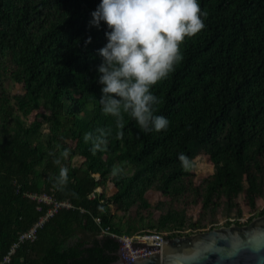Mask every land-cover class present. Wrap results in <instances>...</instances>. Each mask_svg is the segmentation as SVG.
<instances>
[{"label": "trees", "instance_id": "obj_1", "mask_svg": "<svg viewBox=\"0 0 264 264\" xmlns=\"http://www.w3.org/2000/svg\"><path fill=\"white\" fill-rule=\"evenodd\" d=\"M98 3L0 0V262L52 208L27 195L71 208H58L8 264H112L118 243L100 229L173 238L241 206L264 215V0H200L205 27L153 86L169 126L144 132L124 113L123 137L99 103L106 25L89 26ZM98 129L109 135L96 149L85 134ZM198 157L213 173L196 184Z\"/></svg>", "mask_w": 264, "mask_h": 264}, {"label": "clouds", "instance_id": "obj_2", "mask_svg": "<svg viewBox=\"0 0 264 264\" xmlns=\"http://www.w3.org/2000/svg\"><path fill=\"white\" fill-rule=\"evenodd\" d=\"M90 16L89 26L106 25V42L97 49L101 110L117 117L120 137L124 113L144 132L166 129L170 121L157 110L161 98L153 86L182 61L181 44L186 38L205 27L207 12L200 0H99ZM91 40L89 36L86 43ZM97 132L85 136L99 149L107 145L109 133ZM179 159L189 163L184 153Z\"/></svg>", "mask_w": 264, "mask_h": 264}, {"label": "water", "instance_id": "obj_3", "mask_svg": "<svg viewBox=\"0 0 264 264\" xmlns=\"http://www.w3.org/2000/svg\"><path fill=\"white\" fill-rule=\"evenodd\" d=\"M117 243L118 259L112 264H264V215L246 225L231 224L162 238L157 251L132 260L123 245Z\"/></svg>", "mask_w": 264, "mask_h": 264}, {"label": "built area", "instance_id": "obj_4", "mask_svg": "<svg viewBox=\"0 0 264 264\" xmlns=\"http://www.w3.org/2000/svg\"><path fill=\"white\" fill-rule=\"evenodd\" d=\"M98 191V189L96 190ZM99 192V191H98ZM30 200L36 201L39 203H46L48 205H52V208L47 211L45 216L41 217L37 223H35L29 230L22 233L19 237L16 243H14L11 248L9 249L8 253L3 257L0 264H8L10 262L11 256L14 254L15 249L18 247L19 244H22L26 241H34L36 238L37 230L42 227V225L47 221L49 217L52 216L54 212L58 208H67L70 209L71 205L67 202H56L52 198H50L48 195H27ZM228 222H231L232 224L236 223H244L242 220L238 219H228ZM247 221V220H246ZM94 222L99 225L100 219L95 218ZM226 221H221L218 225L223 226ZM216 225L215 227H219ZM100 233L102 236H109L110 238L114 239L116 242H119L123 245L126 254L129 258V260L136 259L142 256L150 255L151 253L157 251V248H160L162 245V238H165V235L159 232H141L136 233L133 235H127V234H115L111 233L107 229H100ZM148 246L152 247V249H148Z\"/></svg>", "mask_w": 264, "mask_h": 264}, {"label": "rangeland", "instance_id": "obj_5", "mask_svg": "<svg viewBox=\"0 0 264 264\" xmlns=\"http://www.w3.org/2000/svg\"><path fill=\"white\" fill-rule=\"evenodd\" d=\"M34 113L31 114V116L29 117V120H31L33 118ZM193 171L195 173V183L198 184L199 181L207 176L213 173V168H212V164L205 158L203 157H198L193 161ZM98 191L100 192V189L98 188ZM114 192V188L113 185H109L108 187V191H107V195H111ZM161 198L163 199L162 195L160 193H157L156 195H153V198ZM260 206L258 211H261V209H264V201H260ZM197 213H198V207L196 206L195 208H192L188 211V215L191 217L192 221H195L198 217H197ZM258 216H256V211L254 212H248L246 207L241 206V214L237 215L236 213L234 214H227V213H220L217 215L216 220L213 222H206L205 228L203 226V230H197L194 232H190L189 230L185 231L181 236H186V235H191V234H196V233H200V232H204V231H208V229L210 227L214 228L216 225H218L221 221H226L225 224H223V226H229L232 223L228 222V219H236L238 221V219L242 220L243 222L248 220V219H253L256 218ZM236 225V224H235ZM219 226V225H218ZM221 227V226H219ZM163 235H167L165 233H162Z\"/></svg>", "mask_w": 264, "mask_h": 264}]
</instances>
